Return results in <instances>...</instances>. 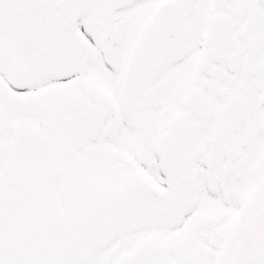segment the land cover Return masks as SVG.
<instances>
[{"label": "snow or ice", "instance_id": "obj_1", "mask_svg": "<svg viewBox=\"0 0 264 264\" xmlns=\"http://www.w3.org/2000/svg\"><path fill=\"white\" fill-rule=\"evenodd\" d=\"M0 264H264V0H0Z\"/></svg>", "mask_w": 264, "mask_h": 264}]
</instances>
